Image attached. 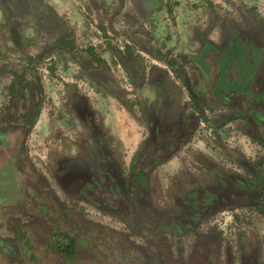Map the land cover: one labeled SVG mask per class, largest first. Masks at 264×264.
Returning a JSON list of instances; mask_svg holds the SVG:
<instances>
[{
	"label": "crops",
	"instance_id": "0c3cea01",
	"mask_svg": "<svg viewBox=\"0 0 264 264\" xmlns=\"http://www.w3.org/2000/svg\"><path fill=\"white\" fill-rule=\"evenodd\" d=\"M98 22L109 27L98 29ZM85 23L103 32L101 38L135 47L117 48L119 62L115 70L103 64V76L89 60L87 69L101 76V86L118 72L137 101L155 105L159 119L182 120L191 131L185 146L162 166L193 164L209 178L205 161L243 174L238 157L252 163L264 159V0H0V82H14L16 54L32 51L16 47V38L49 39L60 51L70 45L73 52ZM129 50L149 66L133 67L124 57L131 56ZM164 55L170 66L161 60ZM78 62L83 63L73 60V70L80 69ZM78 94L89 100V94ZM103 106L108 135L132 156L146 135L144 126L121 106L115 111Z\"/></svg>",
	"mask_w": 264,
	"mask_h": 264
},
{
	"label": "trees",
	"instance_id": "16d2710c",
	"mask_svg": "<svg viewBox=\"0 0 264 264\" xmlns=\"http://www.w3.org/2000/svg\"><path fill=\"white\" fill-rule=\"evenodd\" d=\"M166 56H161V60L170 66ZM149 106L152 109L153 105ZM158 129V126L152 128V137L133 155L127 175L113 159L99 154L113 195L107 203L117 209L131 235L143 239L144 246L133 242L129 234L81 219L73 205L66 206L32 170L34 195L21 186L22 195L15 206L22 217L7 219L6 227L11 236L0 238V257L9 264H215L210 258L218 252V236L196 234L197 241L185 262L173 259L165 236L195 233L205 218L225 208L251 206L264 210L263 162L254 164L238 157L240 166L247 172L245 175L210 164L208 177L214 183H207H212L211 188L194 181L181 189V197L173 196L174 208H160L158 197H152L150 191L151 171L173 157L189 139L191 131L185 128L173 148L167 151L159 147ZM79 165L80 170L73 178L69 176L66 180L63 176L57 181L67 196L87 200L82 194L88 184V178L84 177L87 171ZM83 167L85 171H81ZM57 169L59 172L62 167ZM22 218L27 219L26 222ZM87 239H94L97 242L94 246H103L107 254L89 251L84 245ZM244 253L242 251L241 264H261ZM201 255L203 257H199Z\"/></svg>",
	"mask_w": 264,
	"mask_h": 264
},
{
	"label": "rangeland",
	"instance_id": "374dc122",
	"mask_svg": "<svg viewBox=\"0 0 264 264\" xmlns=\"http://www.w3.org/2000/svg\"><path fill=\"white\" fill-rule=\"evenodd\" d=\"M103 9L104 8H101L102 11ZM88 19L90 23H94L93 18ZM108 19L109 18H106V21H108ZM104 26L109 27V24L105 25L104 23L98 22L95 27L103 29ZM79 35V41H77L79 47L77 45L73 47V52H71L70 45L67 46L70 50H63V52L57 49L55 47L56 45L52 44V47L48 49L49 51L44 53L42 51H45L46 42L38 37H27L21 40L16 38L14 40L16 47L21 49L31 48L30 50H32L30 54H16L15 60L17 68L14 72V82H27L30 80L31 82H41L43 86V95L38 110V116L31 132L26 137L27 159L31 167L45 179L47 186L57 198L66 206H72L75 202L76 206H74V211L81 216V219L91 223H97L124 234H129L133 242L144 246V241L139 236L131 235V232L122 219H119L114 214L94 208L81 198L76 197V201H73L74 198L67 196L50 174L51 165L53 163L52 158L55 156L61 154L66 157H78L81 159H84L86 156L82 146L84 142H88L86 139L87 130L82 127V121L79 120V122L75 118L73 110L71 109L70 97L72 94L78 95V92H80V94L84 93V95L89 94L87 95L90 96L88 100V109L94 114L95 122L98 121V124L102 122L101 126L106 134L105 135L104 131H102L105 135L104 141L108 145V148L111 149L113 156L124 161L126 164H128L131 157V154H124L123 146L117 141V138L115 139L112 137L111 133L108 135L110 131L103 126L104 120H102L100 116L103 114L102 111H104L103 105H106L111 111H115L116 107L121 106L128 111L134 119H138L137 100L131 94L134 88L126 77H124L125 79H121L119 74H117L118 72L116 73L114 71V80L111 82L108 81L109 84L106 83V86H101L104 83L101 76L104 74L102 71L103 64L108 65L106 62L115 70L117 65L116 61L119 62V56L116 54L117 48L126 45L127 48L131 49L135 48L134 44L131 41H129L128 44L119 43L120 40H116L114 37L106 39L101 38L103 32L100 34V32L97 33V30H90L87 23H85L84 31ZM74 48H77L80 53H76ZM129 52L131 53L130 50ZM85 53L89 56L85 55ZM124 57L130 60V64L133 65V67L143 66V68L146 69V67L149 66L147 62L148 59H145L147 61L136 59L133 53H131V56L126 54ZM91 58L94 60L93 68H98L97 70L101 73L103 72V74L99 73L101 74L100 78H98L99 76L95 77L93 71L87 73V68L90 66L88 63H91L89 62ZM73 60H75V62L82 60L83 65L78 62L80 67L79 70H73L71 68ZM142 74H145V72ZM76 86H80V88L77 89L78 87L76 88ZM119 86L123 88V90H129L128 93L126 94L125 91L121 93L119 90H116ZM72 91L74 93H72ZM105 91H107L109 97L107 99H105ZM103 99L108 101V104H105V100ZM107 123H109L108 120ZM111 124V122L109 126L107 124V127H111ZM139 125L141 124L139 123ZM180 165L179 168L175 167L176 164H171V167L160 166L152 174L153 180L150 181L152 185L150 191L152 197L154 195L158 197L161 205L160 208H170L169 206H171L172 202L170 193H176V191H178L173 189L175 186L176 188L180 186L184 187L185 184L192 180H198V182L202 181L203 171L199 167L192 164V166L185 168L183 164ZM127 168V166L123 167L125 175H127ZM228 170L231 171L230 168H228ZM22 187L24 190H27L29 194L34 195L32 182L25 183ZM5 211L14 217L20 216L18 212L9 208V206L5 208ZM249 212L253 211L244 210L243 212L238 211L237 213L225 212L223 214H218L207 219V221L198 228V234L219 235L221 240L219 261L221 264H225L228 247L231 249V254L234 259L233 264H238L237 258L241 243H244V247L247 249L250 248L251 245L259 243L262 248L261 257L264 261V216H258V218H256L254 215L253 218ZM4 217L3 214H0V237L6 238L10 237V234L8 230L5 229L6 218ZM255 219L257 220L255 221ZM89 232L91 231H88V233ZM166 238L171 245L173 258L177 261L183 260L185 262L186 260L184 257H186L187 253L190 251L195 241V236L187 234L181 238H171L168 236H166ZM96 243L94 239L91 241L87 239L84 245L89 247V251L94 252V250H97L107 254L106 248L101 245L94 246ZM39 257L42 260V256ZM0 264L9 263L0 257Z\"/></svg>",
	"mask_w": 264,
	"mask_h": 264
},
{
	"label": "flooded vegetation",
	"instance_id": "af4514ba",
	"mask_svg": "<svg viewBox=\"0 0 264 264\" xmlns=\"http://www.w3.org/2000/svg\"><path fill=\"white\" fill-rule=\"evenodd\" d=\"M43 40H45L46 42V48L52 47L53 43L49 44V39H43ZM89 72L91 71L87 69V73ZM42 87L43 86L41 85V82H31L30 80H28L27 82H0V214H3L5 216L4 218H6L5 225H7V219L12 218L13 220H15L16 218L22 217V213L19 211V208L15 206V204L18 202L19 197L22 195L21 186L23 185V183L24 182L30 183L33 181V177H35L33 176L32 173V170H34V168L31 167L27 159L26 137L31 132L34 122L38 116V110L43 95ZM72 93L74 92L72 91ZM70 100H71V109L73 110L75 118L78 121L79 120L82 121L81 122L82 127L87 130L86 139L88 142H84V145L82 146L86 156L84 159H81L78 157L77 158L66 157L59 154L54 158H52L53 163L51 165L50 174L56 180L57 185L59 186L57 181L58 177L65 176L66 180L69 176L70 178H73L77 174L78 170H80L78 169L77 165L82 164L86 168L85 170L87 171L84 174V177L88 178V184L86 185L82 193L83 196L87 198V200L85 201L88 202V204H90L94 208L114 214L119 219H121L120 213L117 211V209H112V205H109V203H107L108 200L112 199L113 195H112V191H110L111 186L106 182V180L108 181V179L106 178L105 167L101 164L99 154H106L109 158L113 159L116 163L119 164L120 168L124 172L123 167L126 166L129 167L133 155L137 152L141 144H143L147 138L152 137L153 127L158 126L159 128L158 131L156 130L157 132L156 134L159 138L158 139L159 147H165L164 149H167L168 151L173 148L174 144H176V142L179 140L180 135H183L184 132L183 130L185 129V127L183 126V122L182 120H171V117L167 118V116L163 120H161L155 114L156 111L154 104L151 109V107L147 106L146 103H141L138 100L137 113L140 121L139 123L142 125V127L144 126L146 135L143 141L141 142V144L139 145V147L137 148V150L130 157L128 164H126L124 161L114 157L111 149L108 148V145L104 141L105 138L104 136L106 135L105 131L103 130V127L100 125V123L98 124V121H96L97 123L95 122L94 114L88 109L87 97L83 95L81 96L79 94L78 95L72 94ZM102 131H104L105 135L102 133ZM183 146H185V143H183V145L180 146L179 149H181ZM170 159H172V157ZM201 159L200 162L203 163L205 159H202V161ZM248 162L252 163L251 160ZM258 162H263L264 164V159L262 161H255L253 163L257 164ZM165 163L158 165L155 169L151 171V174H153L156 171V169H158L160 166H162ZM209 165L210 162L208 161L204 162V168L207 171L206 174H208L209 172V168H210ZM59 167H62V169L59 170V172H57L58 171L57 168ZM84 167L81 168L82 169L81 171H85ZM34 171L36 172V170ZM225 171L232 172L230 170H225ZM36 173L38 174V172ZM245 174H247V172L243 169V174L240 175H245ZM38 176L45 182V179L41 175L38 174ZM207 180L214 183V181L210 178H207L206 175L203 176L202 181H200V183L203 185V187L209 189L213 185L211 186L212 183L208 184ZM192 182H194V180L189 181L187 184H185L184 187L180 186L176 188L175 186V188H173L178 191H176L177 194L171 192V196H170V198L172 199L171 209L174 208L173 196H176L177 198L181 197L182 196L180 194L181 189H185ZM50 192L52 191L50 190ZM154 196L157 197L156 195ZM76 197L77 196L73 197L74 198L73 201L74 200L76 201L75 199ZM8 206L9 208L14 209L16 212H18L19 213L18 215L20 216L14 217L11 214H8V212L5 211V208H8ZM74 206H76L75 202L73 205V210H74ZM244 210L253 211V212H249L253 218L254 215L256 218H258V216H264L263 209L251 207V206L249 207L236 206V207L225 208L215 213L214 215L205 218V220L202 223H200L196 228V232L189 234L195 236V241L190 251L187 253L186 257H184L185 260L191 253L192 248L194 247L195 242L197 241L196 234L198 235L197 232L198 228L204 222H206L207 219L212 218L218 214H223L225 212L237 213L238 211L243 212ZM23 220L25 219L23 218ZM26 220L24 222H26ZM256 220L257 219H255V221ZM146 227L150 228V226H146ZM5 229H7V227H5ZM8 233L11 236V233L9 231ZM199 235L201 236V234ZM211 235L208 234L202 236H211ZM214 235L218 236L219 238L218 252L217 254H215L214 252V255H212L210 259L214 261L215 264H221V262L219 261L221 240L219 235L217 234ZM166 236L171 238L182 237V236H169V235ZM261 250L262 248L259 243H255L251 245L250 248L248 249L244 247V243H241L237 258L238 264H241L243 260L242 251L245 252L244 254L256 258L257 262L264 264V261L262 260L261 257ZM226 252L227 254H226L225 264H233L234 259L231 254V249L228 247ZM199 257H203V255Z\"/></svg>",
	"mask_w": 264,
	"mask_h": 264
}]
</instances>
